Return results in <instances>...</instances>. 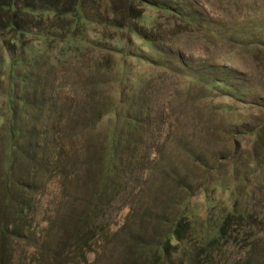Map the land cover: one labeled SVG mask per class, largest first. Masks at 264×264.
Segmentation results:
<instances>
[{
	"label": "rangeland",
	"instance_id": "374dc122",
	"mask_svg": "<svg viewBox=\"0 0 264 264\" xmlns=\"http://www.w3.org/2000/svg\"><path fill=\"white\" fill-rule=\"evenodd\" d=\"M154 1L85 0L14 75L0 34V264H134L177 209L176 264H264V0Z\"/></svg>",
	"mask_w": 264,
	"mask_h": 264
},
{
	"label": "trees",
	"instance_id": "16d2710c",
	"mask_svg": "<svg viewBox=\"0 0 264 264\" xmlns=\"http://www.w3.org/2000/svg\"><path fill=\"white\" fill-rule=\"evenodd\" d=\"M137 1L140 5L158 6L154 0H131ZM162 6V5H161ZM166 9V8H164ZM129 10V9H128ZM171 10V9H170ZM173 12V11H172ZM49 14L53 16L50 17ZM128 21L136 17L128 16ZM53 20H60L61 29L65 30V36L74 37L71 34L70 28L79 20L91 22L92 19L88 15V11L85 9V0H0V34L3 36H10V42L1 41L4 54L10 61L11 75L12 68L17 64L26 62L24 59V50L27 48L24 43L23 37L26 34H32L34 36L49 37L52 36L45 30L46 25L51 24ZM117 28V27H115ZM133 33H137L131 30ZM139 34V33H138ZM140 36V35H139ZM87 44L89 42L85 41ZM4 54L0 55V62H4ZM10 101V108L13 106L14 100ZM13 112L12 109H10ZM18 121V115L14 113L8 121V132L6 141L8 144V151L10 155L13 153L25 156L24 150L18 147L15 142L20 137V129L16 126ZM38 147L37 144L33 146ZM13 154V155H15ZM4 169H9L8 165H4ZM10 185L6 183L5 189H8ZM178 201H175L173 208L179 207ZM233 216H240L243 218V214L239 212L238 205L234 202L232 208ZM219 225L216 227V234L204 243L211 242L216 243L220 240L224 227L229 223L228 213L222 212ZM6 224L0 222V232L5 234ZM193 223L184 214L183 211L177 209V214L170 222L169 227L165 230V233L159 236V239L149 242L140 243L138 245V253L133 260L134 264H176L173 256H179V245L183 242L192 240L193 237ZM121 236V233H118ZM176 242L172 245L171 241ZM210 244V243H209ZM211 246V244L209 245ZM193 247L189 248V252H192ZM192 264H199L198 262Z\"/></svg>",
	"mask_w": 264,
	"mask_h": 264
}]
</instances>
